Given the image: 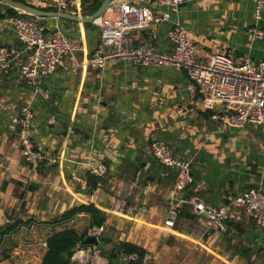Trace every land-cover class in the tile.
I'll return each mask as SVG.
<instances>
[{
    "label": "crops",
    "instance_id": "1",
    "mask_svg": "<svg viewBox=\"0 0 264 264\" xmlns=\"http://www.w3.org/2000/svg\"><path fill=\"white\" fill-rule=\"evenodd\" d=\"M25 1L40 9L50 6L49 0ZM74 1L68 0L67 12L72 14ZM8 7L0 2V46L17 42L13 19L24 13ZM41 20L50 28L57 24L81 49L65 55L53 73L38 81L39 94L34 92L36 84L19 78V59L0 70V264H40L46 238L65 227L84 235L83 221L88 228L91 225L87 213L61 224L52 221L85 202L100 207L105 222L96 242L87 241L85 234L87 243L76 245L72 259L79 264L87 263L96 249L101 252L100 264L108 263L106 256L112 250L118 253L113 264H130L118 252L121 242L142 247L152 255V264H264V228L257 227L241 207L230 211L225 231L205 232L193 206L184 204L174 231L163 236L169 200L177 194L175 169L161 165L149 150L151 141L162 140L174 156H192L194 183L180 195L195 194L221 206L249 188L261 184L264 190V124L236 129L212 119L221 106L203 109L186 73L172 66H139L114 59L100 68L90 67L85 62L100 40L94 23L85 27L68 19ZM173 21L185 27L197 60L221 52L234 58L246 55L252 62L264 60V36L256 34L264 31V9L256 18L253 0H185L168 21L129 34H140L158 51L169 52L167 31ZM24 105L34 112L32 141L45 157L37 166L27 163L16 145V120ZM98 165L105 167V173L89 192L86 175ZM60 197L68 201L67 207L56 210ZM116 197L145 209L133 218L117 215L112 211ZM114 220L131 229L108 250L101 239L110 238L107 244L113 241L104 231L106 225L117 227ZM16 222L21 224L7 232Z\"/></svg>",
    "mask_w": 264,
    "mask_h": 264
},
{
    "label": "built area",
    "instance_id": "2",
    "mask_svg": "<svg viewBox=\"0 0 264 264\" xmlns=\"http://www.w3.org/2000/svg\"><path fill=\"white\" fill-rule=\"evenodd\" d=\"M81 1H74L73 14L82 15ZM184 1L151 0L150 4H134L128 0H113L101 16L92 22L99 28L100 40L85 64L100 68L109 60L121 59L139 66H172L186 73L189 88L199 96L203 109L221 106L211 115L212 119L236 129H241L246 124H264V60L252 62L246 55L234 58L224 52L215 53L206 61L197 60L194 42L179 21H173L167 31L172 45L169 52L158 51L140 34H129L131 30L143 29L151 23L168 21ZM253 1L254 16L259 18L264 9V0ZM49 5L55 11L67 12L68 0H49ZM13 28L17 42L10 46H0V70H7L19 59L18 76L36 84V94L42 92L38 81L53 73L65 55L81 49L79 42L64 34L57 24L50 28L35 18L19 14L13 19ZM256 34L262 37L264 31L258 30ZM33 117L34 112L30 106L20 108L16 120V145L27 163L37 166L43 163L45 157L32 141ZM149 150L161 165L175 169L174 192L177 194L169 200L167 216L161 228L163 236L174 231L179 209L184 204L193 206L194 212L203 221L205 232L225 231L230 211L238 207L243 209L257 227L264 228V190L261 184L232 197L221 206L207 203L195 194L181 196L180 193L194 183L191 172L194 158L189 156L181 159L174 156L162 140L151 141ZM261 152L264 155V144ZM90 173L101 177L105 173V167L98 165ZM74 179L85 184L79 177ZM144 209L123 197L113 200L112 211L117 215L133 218ZM102 230L103 227H93L88 235H96ZM126 257L129 262L152 264V255L148 252L142 256L133 253Z\"/></svg>",
    "mask_w": 264,
    "mask_h": 264
},
{
    "label": "trees",
    "instance_id": "3",
    "mask_svg": "<svg viewBox=\"0 0 264 264\" xmlns=\"http://www.w3.org/2000/svg\"><path fill=\"white\" fill-rule=\"evenodd\" d=\"M18 1H22L27 4L25 0H18ZM101 2L102 0H82L80 4V11L82 15H91L92 13H94L100 7ZM8 9L17 12V10H15L12 7H8ZM42 9L54 10V8L51 6ZM21 14L24 17L35 18V16L33 15H29L25 13H21ZM84 25L85 27H87V26H93L94 24L90 22V23H84ZM99 181H100V177L88 173L86 175V186L88 188V191L93 192L97 188ZM186 207L187 209L190 208V206H186ZM80 213H87L90 215L91 227H98V228L103 227L104 229L105 213L100 207H98L97 205L91 202H85L63 211L61 214H59L54 218L52 223H56V224L65 223ZM19 224L21 223L16 222L13 225L9 226L7 228V232H11ZM85 237H86L85 234L84 235L79 234L78 231L73 227H65L61 230L54 231L45 240L46 250L43 254L40 264H79L78 262L74 261L72 257L76 251V245L78 243L81 244L87 243ZM108 242H110V238L104 237L101 239L102 246H104ZM118 252L123 255L135 253L139 256H142L144 253H146V251L142 247L131 242L119 243ZM117 254L118 253H116L114 250L110 251V253L107 254L106 256L108 258L107 264H113V259L116 258ZM129 263L137 264V262H129ZM85 264H92V263L87 262Z\"/></svg>",
    "mask_w": 264,
    "mask_h": 264
},
{
    "label": "water",
    "instance_id": "4",
    "mask_svg": "<svg viewBox=\"0 0 264 264\" xmlns=\"http://www.w3.org/2000/svg\"><path fill=\"white\" fill-rule=\"evenodd\" d=\"M113 0H102L100 7L91 15H76L72 14L66 11H55V10H43L37 7H34L32 5L26 4L22 1L18 0H0V2H3L4 4L20 10L26 14L33 15L35 17L39 18H61V19H68V20H74L78 21L80 23H90L93 22L94 19L101 16V14L104 12L105 8L108 4H110ZM46 30V29H45ZM260 129V126H258ZM85 193L87 191H84ZM87 241L89 242H96L97 236L96 235H88Z\"/></svg>",
    "mask_w": 264,
    "mask_h": 264
},
{
    "label": "rangeland",
    "instance_id": "5",
    "mask_svg": "<svg viewBox=\"0 0 264 264\" xmlns=\"http://www.w3.org/2000/svg\"><path fill=\"white\" fill-rule=\"evenodd\" d=\"M35 19L39 23H41V24L43 23L44 24V22H43V20H41V18L35 17ZM42 196H44L45 198L48 197V195L46 194V192ZM64 203L67 204L68 201L66 199L60 197V203L57 206V208H55V209L56 210H58V209L61 210V209L65 208V207H67ZM45 209H52V206H45ZM113 223L115 225H117V227H113L111 225H106V228H105V231H104V232H106L105 235H107L109 237H112V239H113V241L111 243L105 245V248L108 249V250L111 249L112 245H114L115 243H118L120 241H123V239L126 237V235H128V233L130 232V229H131V226L130 225L128 226L126 224H119V221H117V220H114ZM81 225H84L85 226V228L82 230V232H85V234L88 236V233L89 232H92V228L93 227L90 226L88 228L86 222H84V221H83V223ZM102 232H103V230L101 232H99V233H96V236L97 237H101ZM100 253L101 252H99L97 249L96 250H93L92 251V254H93L92 256L93 257L92 258H89L88 259V262H93V263L95 262V264H100L102 262V258H100L101 257V254ZM97 259H100L101 261L100 262L99 261L97 262Z\"/></svg>",
    "mask_w": 264,
    "mask_h": 264
}]
</instances>
